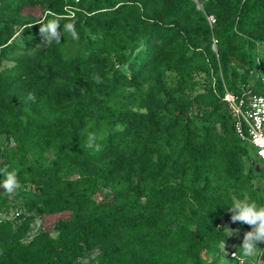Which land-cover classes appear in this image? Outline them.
Wrapping results in <instances>:
<instances>
[{
	"label": "trees",
	"instance_id": "obj_1",
	"mask_svg": "<svg viewBox=\"0 0 264 264\" xmlns=\"http://www.w3.org/2000/svg\"><path fill=\"white\" fill-rule=\"evenodd\" d=\"M197 1L0 0V169L21 184L0 264H216L250 230L228 207L264 195L221 97L264 88V0ZM45 17L79 39L42 44Z\"/></svg>",
	"mask_w": 264,
	"mask_h": 264
},
{
	"label": "clouds",
	"instance_id": "obj_2",
	"mask_svg": "<svg viewBox=\"0 0 264 264\" xmlns=\"http://www.w3.org/2000/svg\"><path fill=\"white\" fill-rule=\"evenodd\" d=\"M39 33L42 37V44H51L60 42L62 31L68 33L73 40L79 39V34L75 28V21L63 24L59 18L47 19L45 17L39 23ZM33 25H31L32 27ZM99 82V78H96ZM28 100H35V96L29 93ZM97 136L90 133L87 138L86 146L95 151L100 150V145L97 144ZM0 175L3 180H0V189L4 192L12 194L21 188L18 174L15 170L9 171L8 168L0 169ZM231 213L230 220L232 223H240L249 226L250 230L243 233L242 243L240 245L242 256L245 258L253 257L259 248L258 244H264V204H258L251 199L236 198L228 207ZM225 236L231 237L239 234V229L226 228ZM225 248V244H224Z\"/></svg>",
	"mask_w": 264,
	"mask_h": 264
},
{
	"label": "built area",
	"instance_id": "obj_3",
	"mask_svg": "<svg viewBox=\"0 0 264 264\" xmlns=\"http://www.w3.org/2000/svg\"><path fill=\"white\" fill-rule=\"evenodd\" d=\"M208 20L212 21L211 17H208ZM256 62L258 63V60ZM221 98L233 120L232 128L235 135L247 143L255 162L264 170V88L254 91L251 89V83L247 82L240 86L238 93L224 89ZM17 214L15 211L14 216ZM226 245H231L229 237ZM227 256L236 258L233 251H229Z\"/></svg>",
	"mask_w": 264,
	"mask_h": 264
},
{
	"label": "rangeland",
	"instance_id": "obj_4",
	"mask_svg": "<svg viewBox=\"0 0 264 264\" xmlns=\"http://www.w3.org/2000/svg\"><path fill=\"white\" fill-rule=\"evenodd\" d=\"M194 1H196L197 5H199V2L197 0H194ZM257 49L260 54V56L257 57V60L264 67V43L257 45ZM259 75L263 81L264 71H261ZM6 144H9L12 146L13 145L12 140L7 139L5 138V136L1 135L0 136V146L2 147L3 145H6ZM249 159L253 160V163L250 165L248 163L249 161L248 159L245 161V165H244L245 172L252 177V182L257 186L258 190L264 195V170L261 168V166L257 162H255L253 155L250 154ZM104 194H105V191L98 190L95 194V197L101 198ZM15 207L16 206L14 207L11 206L7 210L0 211V218L8 217L12 219V217L14 216L13 212L15 210L14 209ZM38 224L39 222L37 219H35L32 222L27 237L31 236L37 230ZM229 239L231 240V245L226 246L225 248L223 247L216 264H260L258 262V254L260 252V249L257 250V253L253 257L245 258L242 256V251L240 248V245L242 243V238L240 237V235L231 236L229 237ZM261 245L262 244H258L257 246L261 248ZM229 251H233L236 255V258H228L227 254ZM94 254L95 252H93L90 256L79 259V261L88 262V260L91 259L94 256ZM240 260L241 262L239 263Z\"/></svg>",
	"mask_w": 264,
	"mask_h": 264
}]
</instances>
